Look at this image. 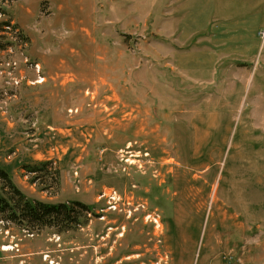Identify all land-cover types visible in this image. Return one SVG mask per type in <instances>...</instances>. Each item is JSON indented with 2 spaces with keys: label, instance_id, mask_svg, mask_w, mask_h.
<instances>
[{
  "label": "rangeland",
  "instance_id": "374dc122",
  "mask_svg": "<svg viewBox=\"0 0 264 264\" xmlns=\"http://www.w3.org/2000/svg\"><path fill=\"white\" fill-rule=\"evenodd\" d=\"M200 2L0 0V168L29 201L90 210L64 231L0 215V264H264V37L213 138L183 42Z\"/></svg>",
  "mask_w": 264,
  "mask_h": 264
},
{
  "label": "crops",
  "instance_id": "0c3cea01",
  "mask_svg": "<svg viewBox=\"0 0 264 264\" xmlns=\"http://www.w3.org/2000/svg\"><path fill=\"white\" fill-rule=\"evenodd\" d=\"M259 31L260 34H258ZM184 35L183 42L194 39L195 43L193 50L191 48L186 50L185 57L187 60L190 56L196 57L195 68L201 75L198 77L201 78L200 87L204 88L202 91H212L208 96L210 100L204 99L201 95H198L197 99V101L199 100L198 108L207 112L211 111V113H197L195 118L204 122L203 125L208 124L212 129L213 138L216 136L218 138L220 134H225L234 118V115H230L228 118H225L224 113L221 115L220 111L228 108L225 106L226 104L229 105L228 101L225 103L222 101L227 100L225 99L227 95L235 94L238 88L245 92L254 71V68L248 69L245 66L252 65L250 62L252 59L248 60L255 48L251 39L257 38V36L264 37V0H201L196 26L195 28L189 26ZM262 45L261 57L264 70V40ZM257 68L260 67L257 66ZM218 73L223 74V77L227 76L224 82L215 81ZM205 85L208 88H205ZM257 88L260 89V86L258 85ZM220 90L221 98H219ZM250 103L253 106L256 105L255 99L252 98ZM239 105H241V99L233 110L234 114ZM256 112L255 108L252 109L247 122L250 123L253 120ZM259 117L263 123L261 127L264 133V119H262L264 114L262 113V116L259 115ZM258 169L261 175L264 174V160ZM228 181L230 184L232 183V179H228ZM257 183L264 190V176L258 177ZM241 185L247 187L245 182H242ZM248 189H251V186H248ZM224 201H230V199ZM261 221L264 219L251 218L250 227L260 226Z\"/></svg>",
  "mask_w": 264,
  "mask_h": 264
},
{
  "label": "trees",
  "instance_id": "16d2710c",
  "mask_svg": "<svg viewBox=\"0 0 264 264\" xmlns=\"http://www.w3.org/2000/svg\"><path fill=\"white\" fill-rule=\"evenodd\" d=\"M40 168H30V173L42 171ZM0 215L13 224L25 225L30 228H57L68 230L79 224L83 214L89 213V208L79 202L70 204H49L42 201H29L16 188L4 169L0 168Z\"/></svg>",
  "mask_w": 264,
  "mask_h": 264
}]
</instances>
